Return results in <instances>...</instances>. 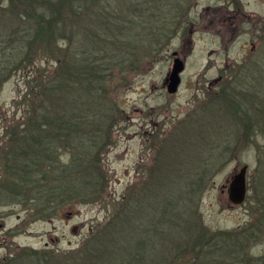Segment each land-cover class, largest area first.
Segmentation results:
<instances>
[{"label": "rangeland", "instance_id": "obj_1", "mask_svg": "<svg viewBox=\"0 0 264 264\" xmlns=\"http://www.w3.org/2000/svg\"><path fill=\"white\" fill-rule=\"evenodd\" d=\"M19 1V9L24 10L26 2ZM209 1L211 4L217 2L133 0L135 6L142 2L138 13L134 12L132 2L123 9L129 23L135 27L133 19L140 23V31L133 28L128 32L104 34L108 37L102 38L107 40L109 47L105 52L99 51V43L92 40L100 32L79 34V47L89 49L92 53L89 60L100 61L101 69H105L110 80L104 84V94L98 92L95 84L91 86L93 95L100 98L96 106L92 102L84 106L88 108V117L95 112L97 118L106 121L102 113L106 116L112 109L118 110L115 134L102 156L108 186L103 192L92 189L85 201L81 200L83 197L76 198L82 202L66 205L52 219L32 215L27 205L15 200L0 201V222L8 230H0V264L39 262L44 250L66 256L80 250L92 235L109 223L113 213L121 210L123 199H136L141 185L150 180V172L158 165L160 150L165 151L169 160L163 163L155 178L152 194L158 199L165 190L166 200L175 205L174 208L172 204L169 206L172 210L169 220H173L177 211L179 215L175 217L182 224L176 227L172 222L166 235L153 236L141 250L136 248L133 234L127 254L131 252L133 258L144 255L142 264H192V260L174 259V256H178L180 246L194 239V234L187 233L188 224L201 223L209 234L218 235L214 240L217 242L215 247L203 251L197 264H233L242 260L241 250H245L243 253L250 257L252 264L263 258L264 44L254 51L240 44L224 51L225 45L202 29L194 33L188 43V17L200 19L203 6ZM1 5H9V1L0 0ZM93 19H89V23L98 25ZM25 27L26 24L17 20L0 23V70L3 76L0 82V152L4 148L6 130L25 119L21 98L28 83L25 73L13 68L20 58L15 52L16 46L23 45L19 31L26 34ZM102 48L104 50L106 46ZM212 50L216 53L210 55ZM175 51L192 53L188 55L179 90L169 94L164 81L172 67ZM243 57L248 59L245 63L225 65L226 58L233 65ZM43 65L45 69L51 68L48 64ZM225 69L231 76L240 72L236 79L222 83V86L234 88L241 98L244 97L247 102L244 108L251 113L250 121L241 116L242 122L236 123L235 118L229 117L228 109H224L223 102L215 101L213 96L222 86L207 91L210 82ZM255 128L258 133L254 136ZM247 137L259 140V144H250ZM226 146H229L227 152ZM163 156H160L161 160ZM63 158L68 159L67 155ZM244 165L248 166L246 200L233 205L228 197L229 182ZM1 166L0 161V173ZM176 178H181V182L176 183ZM200 178H203V185L194 193L187 182ZM150 209L149 206L144 208L147 213ZM159 214L168 220L165 206ZM165 226L166 223L157 229L163 227L165 230ZM228 232L233 233L228 243L217 239L219 233ZM179 243L182 244L179 246ZM23 250L39 253L33 256ZM135 264L141 263L135 261Z\"/></svg>", "mask_w": 264, "mask_h": 264}, {"label": "trees", "instance_id": "obj_2", "mask_svg": "<svg viewBox=\"0 0 264 264\" xmlns=\"http://www.w3.org/2000/svg\"><path fill=\"white\" fill-rule=\"evenodd\" d=\"M8 1L9 5L0 6V23L17 20L27 26L26 34L19 31L23 45L16 46L15 52L20 58L13 68L16 72L22 70L25 73L28 84L21 98L25 119L6 130L7 141L2 143L0 201L15 200L27 205L32 215L52 219L66 205L74 206L82 202L76 201V198L83 197L81 200L85 201L92 189L103 192L108 186V173L103 167L102 156L118 125L117 108L112 109L109 115L102 113L106 121L97 118L95 112L88 117V108L84 106L88 102L96 106L100 98L93 95L91 86L95 84L98 92L104 94V84L110 80L107 72L104 73L105 69H101L103 65L100 61L89 60L92 54L89 49L79 47L78 36L83 32L85 35L100 32L92 40L99 43V51H107L108 42L102 37L107 39L108 36L104 34L128 32L133 28L140 31V23L134 19L136 27L129 23L124 9L132 2L134 12L138 13L142 2L135 6L133 0H21L26 4L23 6L25 9L20 10L19 0ZM91 18L98 25L89 23ZM102 46L106 48L103 50ZM43 64L51 68L45 69ZM2 78L0 70V82ZM113 79L116 80V77ZM214 97L215 101L223 102L224 109H228L229 117L235 118L236 123L242 122L241 116L251 120V113L244 108L247 102L240 97L239 91L224 86ZM235 148L236 145L232 150ZM225 149L227 152L229 146ZM63 155H67L68 159ZM166 160H169L168 155L160 150L156 161L158 165L150 172V180L141 185L136 199H123L121 210L113 213L109 223L92 235L80 250L71 256L64 253L55 255L53 250H44L42 259L30 264H135V261L142 264L144 255L133 258L131 252L127 254L133 234L137 241L135 246L141 250L153 236L166 235L172 228V222L176 227L182 224L175 217L179 215L177 211L173 220H169L172 216L169 206L172 204L174 208L175 205L166 200L165 190L162 189L164 193L158 199L152 194L156 186L155 178ZM180 179L176 178V183H180ZM187 183L195 193L203 185V178L191 179ZM146 206L151 208V214L144 210ZM163 206L165 214L169 215L168 220L162 219L159 214ZM164 221L167 225L165 230L163 227L157 229L165 224ZM192 225L188 224L187 233L194 234L193 241H187L189 243L182 246V243L177 244L180 247L174 259L183 257L197 264L203 251L215 247L217 242L214 240L218 234H209L201 223ZM232 235L229 232L219 233L217 239L228 243ZM241 251L242 260L233 264H252L250 257L243 253L245 250ZM23 252L33 256L39 253L33 250ZM258 264H264V256Z\"/></svg>", "mask_w": 264, "mask_h": 264}, {"label": "flooded vegetation", "instance_id": "obj_3", "mask_svg": "<svg viewBox=\"0 0 264 264\" xmlns=\"http://www.w3.org/2000/svg\"><path fill=\"white\" fill-rule=\"evenodd\" d=\"M186 24H188L189 27L187 37L188 43H191L194 33L202 29L204 32L209 33L212 38L217 40V42L223 43L225 46L222 50L224 51H228L231 47L237 44L254 51L258 46L264 44V0H217L215 4H211L209 1L205 6H203L200 19H198L197 16H189ZM175 52H177V54L175 56L172 54L173 60L175 57L181 58L186 67L188 55L192 52L185 54L183 51ZM215 53L216 51L212 50L210 55ZM228 60L229 59L226 58V66H235L245 63L248 59L247 57H243L242 60L232 63L233 65H231ZM170 71L164 81L165 87L167 86L166 80ZM239 74L240 72H237V74L235 73L231 76L225 69L210 82L207 91H214L213 89L215 87L222 86V83L236 79ZM257 133L258 130L255 128L254 136ZM6 141L7 140L5 139V142ZM246 141L250 142V144H259V140L255 141L253 137H247ZM0 230L3 232L7 230L3 222H0ZM256 262L258 263V261Z\"/></svg>", "mask_w": 264, "mask_h": 264}, {"label": "water", "instance_id": "obj_4", "mask_svg": "<svg viewBox=\"0 0 264 264\" xmlns=\"http://www.w3.org/2000/svg\"><path fill=\"white\" fill-rule=\"evenodd\" d=\"M177 52L173 53L175 56ZM185 70L184 61L175 57L172 63L171 71L167 77V92L169 94H175L179 90L182 73ZM247 170L248 166L244 165L236 174L232 175L228 187V197L233 205H240L245 202L247 196Z\"/></svg>", "mask_w": 264, "mask_h": 264}]
</instances>
